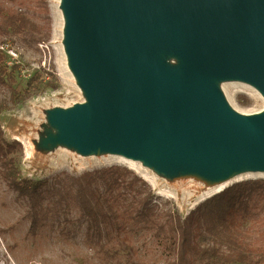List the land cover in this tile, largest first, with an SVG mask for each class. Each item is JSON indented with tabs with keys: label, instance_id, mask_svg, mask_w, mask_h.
I'll return each instance as SVG.
<instances>
[{
	"label": "rangeland",
	"instance_id": "rangeland-1",
	"mask_svg": "<svg viewBox=\"0 0 264 264\" xmlns=\"http://www.w3.org/2000/svg\"><path fill=\"white\" fill-rule=\"evenodd\" d=\"M47 2L53 21L48 39L39 36L42 41L38 43L26 40V36L0 39L8 65L20 66L15 87L21 99L17 103L8 101L10 92L0 88V102L8 101V108L0 114V125L9 142L21 143L18 165L21 178L40 181L60 173L80 176L121 167L133 172L131 177L136 174L148 184L153 205L159 211L181 217H186L223 187L264 180V164L234 161V154L222 146L198 152L181 142L170 143L165 147L167 151L156 157L135 155L131 162L122 159L121 151L103 145L91 146L82 128L91 119L90 107L101 103L75 66L73 49L77 46L71 2ZM0 5L31 13L37 9L36 0H0ZM153 57L162 73L186 78L242 124L264 120V90L258 84L250 80L247 81L251 84H240L223 76H211L185 56L162 46L154 49ZM33 77L37 80L28 86ZM49 132L62 143L44 155L41 143L51 137ZM79 216L73 210L61 223H50L31 236L26 201L0 178V264H101L88 247L87 225L78 224ZM141 233L134 238L138 246L143 245ZM152 245L150 242L149 246ZM158 254L154 248L151 255L157 258ZM156 264L165 263L158 259Z\"/></svg>",
	"mask_w": 264,
	"mask_h": 264
},
{
	"label": "water",
	"instance_id": "water-1",
	"mask_svg": "<svg viewBox=\"0 0 264 264\" xmlns=\"http://www.w3.org/2000/svg\"><path fill=\"white\" fill-rule=\"evenodd\" d=\"M70 2L75 66L101 103L82 128L91 146L154 157L176 142L198 152L222 146L234 161L264 164V120L242 124L153 57L162 46L264 90V0Z\"/></svg>",
	"mask_w": 264,
	"mask_h": 264
},
{
	"label": "trees",
	"instance_id": "trees-1",
	"mask_svg": "<svg viewBox=\"0 0 264 264\" xmlns=\"http://www.w3.org/2000/svg\"><path fill=\"white\" fill-rule=\"evenodd\" d=\"M36 5L32 13L0 5V39H48L53 23L48 2L36 0ZM19 70L17 63L8 65L0 49V88L10 92L13 103L21 99L15 87ZM8 101L0 102V114ZM5 136L0 125V178L26 201L31 236L77 210L78 224L87 225L88 247L101 264H156L158 259L165 264H264V180L234 183L181 217L159 211L148 184L121 167L23 179L18 168L21 143ZM139 232L141 246L134 239ZM154 248L157 258L151 255Z\"/></svg>",
	"mask_w": 264,
	"mask_h": 264
},
{
	"label": "bare ground",
	"instance_id": "bare-ground-1",
	"mask_svg": "<svg viewBox=\"0 0 264 264\" xmlns=\"http://www.w3.org/2000/svg\"><path fill=\"white\" fill-rule=\"evenodd\" d=\"M198 66L201 67L202 69H204L211 76L218 75V76H223V77L228 78V79L235 80L233 82H236V83L251 84L249 81H247V80H250V79L245 77V76H243V75H241V74L230 73V71L229 72H222V71L212 70V69H208L206 67H203V66H201L199 64H198ZM54 126H55V124H54ZM51 134L52 133L49 134V136H51V137H49V139L47 141L42 140L41 147H42V151H43L44 155H47L48 152H50V151H55V149L58 147V143H62L61 140L53 139ZM123 153L124 154L121 153L124 156V158H122V159L126 160L127 162H131L134 159L135 155H137L135 152H132L130 150H127L126 152H123ZM123 156H121V157H123ZM229 182L232 183V181H229ZM225 185L227 186V184H225ZM224 189H225V187L221 188L217 192H221Z\"/></svg>",
	"mask_w": 264,
	"mask_h": 264
},
{
	"label": "built area",
	"instance_id": "built-area-1",
	"mask_svg": "<svg viewBox=\"0 0 264 264\" xmlns=\"http://www.w3.org/2000/svg\"><path fill=\"white\" fill-rule=\"evenodd\" d=\"M0 49L4 51V47H0Z\"/></svg>",
	"mask_w": 264,
	"mask_h": 264
}]
</instances>
